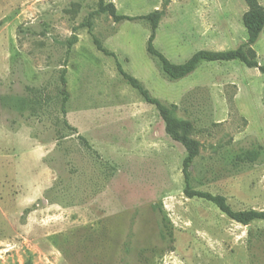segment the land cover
I'll list each match as a JSON object with an SVG mask.
<instances>
[{
	"label": "rangeland",
	"instance_id": "obj_1",
	"mask_svg": "<svg viewBox=\"0 0 264 264\" xmlns=\"http://www.w3.org/2000/svg\"><path fill=\"white\" fill-rule=\"evenodd\" d=\"M104 5L0 0V264H264V220L243 225L188 197L183 172L193 154L194 189L264 210V74L234 60L170 80L147 51L150 24L113 14L157 13L154 46L183 63L246 42L250 7ZM254 48L264 64V31ZM118 62L175 105L172 128Z\"/></svg>",
	"mask_w": 264,
	"mask_h": 264
},
{
	"label": "trees",
	"instance_id": "obj_2",
	"mask_svg": "<svg viewBox=\"0 0 264 264\" xmlns=\"http://www.w3.org/2000/svg\"><path fill=\"white\" fill-rule=\"evenodd\" d=\"M105 0H101L100 10L102 12L106 11L107 8L104 5ZM247 5L250 7L245 22L248 28V40L242 43L235 49L224 50V51H208L201 50L193 54L188 60L183 63L172 62L163 52L158 50L154 46V40L156 38L157 29L159 27V20L157 13H150L147 15H118L113 9L114 18L116 21L120 22L122 20H143L150 24L151 34L147 43L148 53L159 63L162 73L170 80H178L184 78L194 72L201 63L203 62H223V61H240L250 68H258L264 74V64H260L257 60V53L254 48L255 43L260 38L262 32L264 31V6L259 3V0H245ZM99 49L108 55L115 56V53L107 51L101 45ZM118 68L120 73L124 78L144 97L146 102L158 106L163 113V116L170 128L174 125V119L172 117L173 107H166L162 101L156 97H153L150 91L143 85V83L134 77L133 75L127 73L122 65L118 62ZM62 82L66 84V78L62 76ZM63 101L62 108L65 112V106L69 100V93L67 90H63ZM73 128V127H71ZM75 130V128H73ZM193 154H189L184 159L183 172L185 177V193L190 198H202L214 205H216L220 211L226 214L229 218L243 224L250 225L256 220H264V210L247 209V210H235L231 204L228 202L224 195L213 194L208 191L194 189L191 185V171L190 167L193 162ZM248 160H253L254 156L248 155Z\"/></svg>",
	"mask_w": 264,
	"mask_h": 264
}]
</instances>
